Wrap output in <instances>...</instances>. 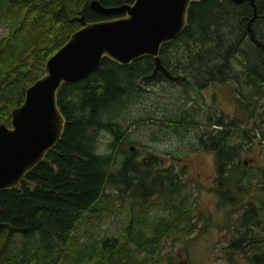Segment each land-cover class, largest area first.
<instances>
[{
  "label": "trees",
  "instance_id": "16d2710c",
  "mask_svg": "<svg viewBox=\"0 0 264 264\" xmlns=\"http://www.w3.org/2000/svg\"><path fill=\"white\" fill-rule=\"evenodd\" d=\"M91 1L0 0V25L6 29L0 35V122L10 123L12 109L44 73L47 59L82 25L78 15L96 20L121 14L99 12ZM99 1L118 5L134 0ZM256 2L258 16L252 26L264 41V0ZM253 10L250 0L192 1L186 28L161 48L163 64L178 79L161 70L150 75L155 65L151 56L128 64L104 57L87 77L60 86L58 99L67 121L61 139L18 186L0 190L1 220L15 227L2 264H155L170 231L196 227L198 214L190 195H180L183 169L172 164L171 171L162 170L165 159L152 154L117 160L113 152L99 147V131L118 130V139L135 120L151 118L141 111L134 117L130 108L141 101L146 84L153 83L173 95L160 128L182 138L192 128L200 129L191 148L214 154V190L223 206L244 205L254 185L261 189L262 196H250L249 205L234 220L235 230H229L236 235L222 249L227 260L239 252L250 264H264V163L256 172L241 158L245 144H264L263 50L247 29ZM229 81L235 83L238 112L231 115L213 104L205 107L202 90L201 96L197 91ZM182 97L193 103L188 105ZM128 141L124 135L123 142ZM167 154L173 160L184 158ZM126 195L141 201L137 208L130 205L124 231L100 234L95 220L107 213L104 202H120ZM152 196L160 198L167 213L153 221ZM86 216L92 219L85 222ZM7 230L0 225V247Z\"/></svg>",
  "mask_w": 264,
  "mask_h": 264
},
{
  "label": "water",
  "instance_id": "95a60500",
  "mask_svg": "<svg viewBox=\"0 0 264 264\" xmlns=\"http://www.w3.org/2000/svg\"><path fill=\"white\" fill-rule=\"evenodd\" d=\"M192 1L134 0L105 5L92 0L90 5L99 12L121 14L96 20H87L84 13L78 15L82 25L69 33L47 59L44 73L26 88L23 102L12 109L10 123L0 122V190L18 186L31 168L46 159L50 148L61 139L67 122L58 99L60 86L87 77L104 57L128 64L151 56L155 65L150 75L162 70L170 78L178 79V74L163 64L161 48L186 28ZM250 1L254 10L247 29L252 41L263 50L264 58V41L252 26L258 16V4L256 0ZM0 225L8 229L0 247L2 264L15 227L1 217ZM181 262L189 264L186 260Z\"/></svg>",
  "mask_w": 264,
  "mask_h": 264
},
{
  "label": "rangeland",
  "instance_id": "374dc122",
  "mask_svg": "<svg viewBox=\"0 0 264 264\" xmlns=\"http://www.w3.org/2000/svg\"><path fill=\"white\" fill-rule=\"evenodd\" d=\"M6 32L3 25H0V35ZM237 66H240L239 58L234 59ZM242 66V65H241ZM205 101V107L208 105H215L218 110H223L231 115L238 112L235 83L229 81L226 83L213 82L206 88L197 91L201 96V91ZM172 92L167 89L160 88L158 84H146L141 101L133 104L130 108V114L138 117L139 111L151 115L150 119L143 121L137 119L133 125L126 126L121 136H118L116 131L101 130L98 134L100 150L103 152H113L117 160H122L125 157L142 159L148 157L149 153H160L162 157L174 153L177 156L184 158L171 161L169 156L165 157V165L173 162L174 167L181 170L183 189L180 195L188 193L194 208L197 212L195 219L196 227L191 231L172 230L166 235L164 248L155 264H182L181 260H186L189 264H250L245 254L237 252L231 259H226V252L222 246L229 243L230 239L236 235V224L232 225L234 220L240 217V214L249 205L248 199H256L254 194L261 195V189L258 185H254L249 190L244 198V205H227L221 204L220 198L214 189H216V164L214 154L205 149H194L191 145L197 140L200 129L192 128L182 138L180 133L166 131L160 128V123L164 122L161 118L166 108L172 104L170 96ZM173 97V95H172ZM182 100L187 101L191 105L193 101L182 97ZM167 101V102H166ZM245 121V120H244ZM246 122V121H245ZM250 123V122H246ZM130 128V129H129ZM249 133L252 130L247 128ZM124 135L130 138L127 143L123 142ZM133 146V149H129ZM131 150V151H130ZM126 153V154H125ZM241 158L245 159L249 170L258 172L264 163V144L255 143L245 148L241 153ZM160 167V166H159ZM111 191V189H107ZM117 191H114L116 194ZM157 196H152L150 202V216L151 221L158 219L161 215L167 213L159 204ZM141 199L132 200L129 195L126 199L120 202L108 200L104 202V209L107 213L100 219H96L100 228V234L112 233L120 234L124 231L125 225L129 220L131 212L130 205L135 208L138 207ZM205 215V219L201 215ZM91 216H86L85 222H89ZM229 223L228 226L226 224ZM85 225H82V228ZM205 228L204 230H202Z\"/></svg>",
  "mask_w": 264,
  "mask_h": 264
},
{
  "label": "flooded vegetation",
  "instance_id": "af4514ba",
  "mask_svg": "<svg viewBox=\"0 0 264 264\" xmlns=\"http://www.w3.org/2000/svg\"><path fill=\"white\" fill-rule=\"evenodd\" d=\"M162 71V70H161ZM2 122V121H1ZM6 122V121H5ZM8 123V122H7ZM126 154V153H125ZM149 154H152V155H154V156H156V157H160V156H162L160 153H149ZM149 156V155H148ZM167 156H169V158L171 159V161H172V158H171V156H170V154L169 155H167ZM167 156H165L166 158H167ZM165 157H163L164 159H165ZM144 158H147V157H144ZM182 159V158H181ZM171 164V165H170ZM172 164H173V162H170L168 165H165V164H163V165H161L160 167H161V169L162 170H167V171H171L172 169H173V167H172ZM170 165V166H169ZM215 180H217V176H215Z\"/></svg>",
  "mask_w": 264,
  "mask_h": 264
}]
</instances>
